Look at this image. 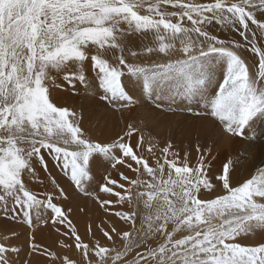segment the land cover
<instances>
[{"label": "snow or ice", "instance_id": "6c2138e0", "mask_svg": "<svg viewBox=\"0 0 264 264\" xmlns=\"http://www.w3.org/2000/svg\"><path fill=\"white\" fill-rule=\"evenodd\" d=\"M217 27L240 39L220 38ZM137 39L139 50H133ZM241 50L252 53L251 64ZM128 55L137 62L129 63ZM86 65L96 74L99 99L109 105H133L127 73L158 107L167 99L168 110L175 111L171 104L179 101L193 116L210 117L227 136L244 137L264 117V0H0V213H22L31 226L32 214L45 210L54 224L65 223L63 208L53 201L67 192L56 178V197H38L28 183L39 169L47 172L46 152L75 190L93 196L101 208L128 205L114 215L132 230L120 233L111 226L124 241L121 248L98 242L90 247L67 221L86 264H264V243H241L264 230V162L233 184L229 159L214 186L208 176L211 149L199 143L192 164L190 154L181 157L171 142L159 156L149 142L150 166L144 136L130 143L138 133L132 124L111 142L91 139L76 111L58 106L47 86L52 72L63 74L70 87L86 84ZM101 158L136 174L133 179L121 172L126 184L104 177L99 192L116 201L85 189ZM214 190V198H203ZM141 204L145 212L137 228ZM9 251L18 249L0 244V264H9ZM64 264L75 262L65 258Z\"/></svg>", "mask_w": 264, "mask_h": 264}, {"label": "bare ground", "instance_id": "6f19581e", "mask_svg": "<svg viewBox=\"0 0 264 264\" xmlns=\"http://www.w3.org/2000/svg\"><path fill=\"white\" fill-rule=\"evenodd\" d=\"M218 30H219L218 36L222 39H224V38L240 39L238 37V35L235 33L225 32V31L220 30V29H218ZM215 34H217V33H215ZM135 44H136V41H135ZM138 47H139V45L135 48H138ZM241 54H242V58H244L246 60V62L251 64L252 53L247 52L246 50H241ZM141 59H143V58H141ZM85 71H86V74L88 76L87 83L81 85L79 83V81H77L76 87H70L68 85V83L63 79V74L57 73V72H52L50 75L56 76V78L53 81H57L59 83V85L61 86V88H60V90L58 89V91L56 93L52 94L51 98L56 104H59V102H60L59 100L64 101V99L69 98L70 99L69 100L70 106L68 108L76 111L78 117L80 118L81 127H82L83 131L85 132V134L93 140L102 139V138H104V135H103L104 133L101 135H99V133H98L100 130V127L102 125H100V124L97 125V115H99V113H98L99 108L95 104V99L93 97L94 94H96V90H95V88H93V89L91 88V86L93 85L92 79L95 77L96 74L87 65L85 67ZM220 75L221 74L217 75V77L219 78ZM61 82H62V85H61ZM124 83L127 87V90L129 91L130 95L135 94V96H137L138 94H140L142 92L141 84L138 81H136L134 78H133V80H132V78H130V80H126L124 78ZM89 85H91L90 89L88 87ZM91 89H92V91H91ZM71 90H76L75 92L77 93V95L68 96V94L71 93ZM86 90H90V91L86 92ZM93 90H95V92ZM138 91H140V93H138ZM66 96H68V97H66ZM72 98H73V100H71ZM73 101L75 104L73 103ZM104 107H105V105H104ZM112 107H116V106H112ZM125 109H127V108H125ZM100 112H101V110H100ZM115 112H116V110H115ZM127 113H128V109L126 111H121L118 113L113 112L112 115H110L113 117L112 119H110V120H113V123H111V124L109 123L108 125H111L113 127V124H115L114 126H117L119 124L126 123L122 120L125 118ZM103 116H104V114H103ZM98 120H100V121H98V123L103 122L101 119H98ZM207 121H205L203 118L200 120H197L198 125L195 128H193L191 131L188 130L189 133L190 132L192 133V138H194V140L190 142L191 146L194 147V148H191V150H190L191 152H189L190 153V156H189L190 160L193 158L194 159L197 158L198 154L196 153L195 148H196L197 143H199L201 148L211 149V156L208 157V160L210 161V165H211L208 168V176H209V179L211 180V182L213 183L214 186L217 185V183H218L215 180L216 175H218L222 171L223 164L225 162H227L229 159H231L233 161V165H234V168L231 170L233 184H236L237 182H242L244 179L249 178L250 175L254 171V167L257 165H261L262 162H264V117H260V118L255 119L254 123H252L250 127L245 129L246 134L244 137H229V136H227V134L223 133L222 130H220V128L216 124H212V125L210 124V122H212V119H209L210 122L209 121L207 122ZM104 122H106V121H104ZM104 122H103V124H104ZM108 125H106V126L108 127ZM106 126L103 125L102 129L105 128ZM123 128H125V127H123ZM118 129H119V131H125L120 126L118 127ZM114 130H115V128H114ZM107 131H109V130H106L104 132L108 133ZM162 132L164 133V131H162ZM120 133L122 134V132H120ZM141 133H142V131H141ZM153 133H151V134H153ZM184 133H187V132L184 131ZM138 134L139 133H137L135 135H138ZM107 136H108V134H106V138H107ZM109 136H111V138H110V141H111L112 140V134L110 135V133H109ZM155 136L158 137V134H155ZM113 137H115V136H113ZM190 139H191V137H190ZM133 141L135 142V139H133ZM136 141H137V139H136ZM130 143L133 146H135L137 142L132 143V141L130 140ZM155 143H156V141H155ZM157 143H159V142H157ZM174 143H176V142H174ZM147 147H148V144H146V142H144V150L147 151ZM161 148H162V146H161ZM155 150H157V147H155ZM155 153H156V156H158L159 153L157 151H155ZM144 155L149 158V162H151L150 166H153L154 165L153 157H151L148 154V152H146V153L144 152ZM44 156H45V159L48 161V170H47V172H45L43 169H39L38 168L39 166L37 165L38 166L37 168L39 169L37 173H42V174L39 177H37V176L36 177L39 178V180H41L42 183L41 182H39V183L34 182L35 181L34 179H33L34 181L31 180V182H30V179L32 177L27 178L29 186L31 187V190L34 193H36L38 195V197H40L43 194L48 193V192H52L54 197H56L54 186L51 184V179L53 177H55L57 182L61 185V187H63L66 190L67 198H68L69 196H71L73 194V191L70 189V186L71 187H74V186L71 185V182L63 175L62 172L61 173L59 172L60 168L57 167L55 162L51 160V157H49L48 154H45ZM195 162L196 161L192 162V164H194ZM102 163H104V161L101 158L98 163H94L92 165L91 170H94V172L98 171L99 169L102 168V166H103V165H101ZM124 169H125L124 166L117 165V168H115L114 171L112 173H110L111 178L116 179L120 183H122L123 181L119 180L121 172L130 178L134 179L136 177V174L131 173L130 169L128 172H126V171L123 172L122 170H124ZM57 173H58V175L59 174L61 175V178L57 177ZM104 177H105V175H102L99 173L95 174L96 179H100V178H104ZM64 179H67L69 182L63 183ZM104 183L105 182H98L99 185L104 184ZM124 183L126 184V182H124ZM93 184H92V179L90 181H88L85 184L86 191L94 192V190H95L94 186L95 185H93ZM99 185H97L98 189H99ZM121 190L122 189H120V192H122ZM220 190L222 191V189H220ZM79 195H82L83 197H90V196H86V195H83V194L77 192V196H76L75 200L73 201V203L72 202H69V203L57 202L56 203L58 206H61L63 208L65 216L67 217V220L65 221L64 224L57 221L55 224L53 222H51V225H50V226H52L54 224L53 225L54 228H56L60 233L65 234V240H64V238H61V237H59V242L57 240L53 239V241H55V243L58 242L59 245L60 244L63 245L61 250H59L57 253L54 254L55 259H53L52 257H50V259H45L46 257L45 258H35L33 260L32 264H64L65 258H67L70 261L75 262V264H86V261H84V258H83L82 250H77L75 248V239L72 236V234L69 230V227L66 226L67 221H71V227L75 229L76 234L81 237V240L83 242L88 243L90 245V247H95L97 245V242L100 246H104V247H108V248H121L122 247L124 241L121 239L120 236H117L115 233L111 232V226H115V228L120 233L125 232V230H126V228L124 227L125 225H126L127 229H129L130 231L132 229V226L129 223L123 224V226H122V225L117 223V220H112L113 218L109 217V216L103 217V222L104 221L106 222V224H103L101 222L102 215L100 214V212L96 211L94 208L90 209L88 206L90 203L88 204V203H86V201L81 200L79 198ZM215 195H216L215 190L211 193L204 192L203 198H214ZM56 198H58L60 200L63 199V197H56ZM112 198L116 200L117 197L112 196ZM102 200H104V199H102ZM124 205H127V204L125 203ZM127 207H128V205H127ZM126 210H128V208L127 209H125V207L122 208V211H126ZM108 211H109V209H108ZM47 212H49L48 216H49V218H51L52 217L51 212L50 211H47ZM138 212H139V215H138L137 220H136V227L140 228V226H141L140 216L142 213L145 212V209L143 208L142 204L138 207ZM46 214L47 213H45L44 215H46ZM0 215L3 217L2 219H0V244L5 245L9 249L16 248L17 244H21V243H17V236H16V235H18V233L21 234V231H22L20 229V227H22L21 225L26 224L28 226L29 224L27 222H25L24 218L22 219L21 216H23V215H22V213H19V212L16 213L15 215L10 214L7 216V219H10V222H8L9 220H5V216L2 213H0ZM32 215H34V216H32L34 218L31 219V222H33L34 226H38L39 224L41 225V222H43V219L47 218L46 216L42 217V213L40 214L39 217H35L36 216L35 213H33ZM16 218H19L18 222L15 221ZM98 224L100 225V231L99 232L96 231V226L99 227ZM50 226H49V228H50ZM49 228L46 225L44 228H42V227H41V229L37 228V230H35L34 232H41L44 230H48ZM101 228L110 232V234L113 236L112 241H109L103 235ZM35 235H36V233H35ZM37 235H38V233H37ZM39 236H41V235H39ZM5 237H7V239H5ZM33 237H34V235H33ZM66 237L70 241L69 244H68V242L66 243V240H67ZM56 238H58V236H56ZM41 239H42V237H39L37 239V243H40ZM47 239H49V238H47ZM149 243H151V241ZM241 243L246 245V246H256L259 243H264V230H260L253 235L247 236L246 238L242 237ZM40 244H42L43 247L44 246L47 247L46 242L40 243ZM137 250L139 251L142 249H137ZM17 252L18 251L8 252V253H6V256L8 257V256H10V254L13 255ZM47 253H49V252L47 251Z\"/></svg>", "mask_w": 264, "mask_h": 264}, {"label": "rangeland", "instance_id": "374dc122", "mask_svg": "<svg viewBox=\"0 0 264 264\" xmlns=\"http://www.w3.org/2000/svg\"><path fill=\"white\" fill-rule=\"evenodd\" d=\"M218 29L219 28L217 27V29H216L217 31L215 30V33H217L216 35L219 34V30ZM135 41H136V44H135ZM135 41H134V44H135V47H137L140 44V41L138 39L135 40ZM135 47H134L133 50H139V47L138 48H135ZM127 59H128V62L129 63L136 62L130 55L127 56ZM153 59H158V58L155 57V56H153ZM125 72H126V70H125ZM218 73H217V75L220 74V73L219 74ZM125 76L126 77H124V78L126 80H130V78L127 76V73L125 74ZM51 77L52 78L47 81V86L49 85L48 87H49L50 93L52 95V94L56 93L58 91V89L60 90L61 86L59 85V83L57 81H53L56 78V76L53 75ZM132 80H133V78H132ZM92 81H93V79H92ZM61 85H62V82H61ZM90 86L91 85L88 86L89 89H90ZM91 88L92 89L95 88V90H96V94H94L93 97L95 99V104L101 110V112H100V110L98 109L99 115H97V125L98 124L102 125L100 127V130H99L98 133H99V135H101V134L104 133L103 134L104 135V138L97 139L98 141L111 142L110 141L111 136H109V133H110V135L112 134V139H113L114 138L113 136L116 137L117 135L121 134L120 132H122V134L124 132V131H119V129H118L119 126L122 129L126 130V126L130 123L136 129H138V131H139L138 132L139 133L138 135H135L134 134V136L132 137V139H131L132 143L137 142L136 139L138 140L139 135L142 134L144 136V142H146V144L149 145V142L152 141L151 143L153 145H155V147H157V150H155V148H154V150L159 153L158 156L161 155V153H160L161 146L164 147L167 143L171 142L172 145H173L174 150L175 151H178L180 153L181 157H183V154L186 151L189 153V152H191L190 151L191 148H194V147L191 146V143H190L191 141L194 140V138H192V133L191 132L189 133V131H191L193 128H195L198 125L197 120H200V119L203 118L205 121H207V120L209 121V119H211L210 117L193 116L187 110H185V108L182 105H180V102L179 101H177L176 104H171V107L174 108V109H176L175 111H169L168 110L170 101H167V99H165L164 101H161L160 102L161 103V106L158 107L157 106V100L155 99V97H149V96L145 95L143 92L140 93V91H138V93H140V94H138L137 96H135V94L134 95L133 94L131 95L133 97V105L130 106V107H127L128 113L126 114L125 118L122 120V121H124L126 123H124V124L122 123V124H119L117 126H114L115 124H113V127H112L111 125H108L109 123L110 124L113 123V120H110L113 117L110 116V115H112L113 112L114 113H118V112H121V111H126L127 109H125V108H118V106H116L117 108L116 107H112L114 105H110L109 106V104L106 101H101L99 99V96H98L99 89H97L98 87H95V86L92 85ZM92 89H91V91H92ZM95 90H93V91L95 92ZM75 91L76 90H71V93H69L68 96H70V95H77V93ZM88 91H90V90H86V92H88ZM126 91H128L127 90V87H126ZM128 93H129V91H128ZM68 96H66V97H68ZM69 100H70L69 98L64 99V101L59 100L60 102L57 105L58 106H62V107H69L70 106ZM71 100H73V98ZM73 103H74V101H73ZM104 105H105V107H104ZM115 110H116V112H115ZM193 110L194 111H201V109L199 107H196V106H193ZM102 113L104 114V116H103ZM98 119H101L103 122L104 121H106V122H104V124H103V122L98 123V121H100ZM212 122H210L211 125L212 124H216V123H214L213 120H212ZM105 124L108 125V127ZM103 125L106 126L105 127L106 129L105 128L102 129ZM123 127H125V128H123ZM114 128H115V130H114ZM106 130H109V131H107L108 133L104 132ZM141 131H142V133H141ZM162 131H164V133ZM184 131L187 132V133H184ZM153 132L155 134H158V137L155 136V134ZM151 133H153V134H151ZM106 134H108L107 138H106ZM190 137H191V139H190ZM133 139H135V142L133 141ZM155 141H156V143H155ZM157 142H159V143H157ZM174 142H176V143H174ZM144 152L146 153L147 151L144 150ZM45 154H47V153L45 152L44 155ZM196 159L197 158L191 159V162L196 161ZM149 163H151V162H149ZM101 165H103V166L98 171L94 172V170H91L92 184L94 183L93 185H95L94 186V189L95 190L92 193H94V195H96V196H99V198H101V200L102 199H109V200L116 201L117 198H116V200L113 199L110 194H105V193H100L99 192V189H98V186H97V185H99L98 182H105V179L104 178L96 179L95 178V174L96 173H99V174L108 176L110 173H112L114 171V169L111 168L110 164L108 162H106V161H104V163H102ZM124 168L125 169L122 170L123 172H125V171L128 172L129 171V168H127V167H124ZM59 172L61 173V170H59ZM130 172L133 173L131 171V169H130ZM37 174H38L37 177H39L42 173H37ZM57 177L61 178V175L60 174L58 175V173H57ZM36 178H31L30 179V182H31V180L34 179L35 180V181L33 180L34 182H37V183L41 182L42 183V181L39 180V178H37V179ZM65 182H69V181L67 179H64L63 183H65ZM124 182L125 181H123L122 183H124ZM70 189L73 191V194L68 197L69 199L68 198H63V199L60 200L58 198H54V201L53 202L54 203H57V202H65V203L72 202L73 203V201L75 200V198L77 196V191L75 190L74 187H71V186H70ZM114 191H120V189L114 188ZM121 191L123 192V190H121ZM79 198L81 200L86 201V203H88V204L90 203L88 205L90 209L91 208H94L96 211L100 212V214L102 215L101 222L103 224H106L105 221L103 222V217H106V216L107 217L108 216L109 217H112L113 218L112 220H117V223L120 224V225H122V226H123V224H127V223H125V221L121 220L119 217H117V216L114 215V213L116 211H122V208H124V207H125V209H127L128 208L127 205H123L124 206L123 207V206H121L118 203H114L111 206H106V208H108L109 211L108 210L105 211L104 210L105 208H101L100 205H99V203H97V201H95L96 199L93 196L83 197L82 195H79ZM44 212H45V210H41L42 217L46 216L47 218H44L43 219V222H41V225L42 226L40 224L38 226H34L33 225V222H31V226H29V225L27 226L26 224L25 225L24 224L21 225L22 226V227H20V229L22 230L21 231V234L18 233V235H16L17 236V243H21V244H17L16 245V249H18V252L17 253H15L13 255L10 254V256L7 257V259L9 260V264H32V262H33V260L35 258H45L46 257L45 259H50V256L48 255L49 253L55 254L59 250H61V248L63 247V245L62 244H60V245L58 244L59 237L64 238V240H65V234L60 233L56 228H54L53 227L54 224L52 226H50L51 225V222H52V218H49V216H48V213L49 212L46 211L45 212V213H47L46 215H44L45 214ZM138 215H139V212H138V208H137V217H138ZM32 216H34V215H32ZM21 217H22V219L24 218L23 216H21ZM35 217H37V216H35ZM2 218L3 217L0 215V219H2ZM32 218H34V217H31V219ZM18 219L19 218H16L15 221L18 222ZM5 220H9L8 222H10V219H7V217H5ZM99 224H98L99 227L96 226V231H98V232L100 231V225ZM46 225H47L48 228L50 226V228L48 230H44V231H41V232H34L35 230H37V228H40L41 229V227L44 228ZM124 227L126 228L125 231H130L129 229H127L126 225ZM35 233H36V235H35ZM37 233H38V235H37ZM33 235H34V237H33ZM39 235H41V236H39ZM56 236H58V238H56ZM39 237H42L40 243L46 242V246L47 247H45V246L43 247L42 244L37 243V239ZM47 238H49V239H47ZM53 239L54 240H57L58 242L55 243V241H53ZM67 242H68V244L70 243V241H69L68 238L66 240V243ZM47 251L49 253H47ZM9 252H12V251H9Z\"/></svg>", "mask_w": 264, "mask_h": 264}]
</instances>
